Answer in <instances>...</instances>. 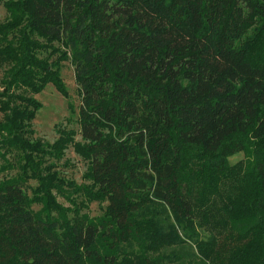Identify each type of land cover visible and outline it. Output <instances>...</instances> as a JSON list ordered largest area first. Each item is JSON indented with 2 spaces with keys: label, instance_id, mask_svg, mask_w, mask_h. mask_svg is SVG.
Instances as JSON below:
<instances>
[{
  "label": "trees",
  "instance_id": "obj_1",
  "mask_svg": "<svg viewBox=\"0 0 264 264\" xmlns=\"http://www.w3.org/2000/svg\"><path fill=\"white\" fill-rule=\"evenodd\" d=\"M3 6L0 264H264V0ZM62 60L78 127L48 143L34 95L68 97ZM70 146L79 184L50 161Z\"/></svg>",
  "mask_w": 264,
  "mask_h": 264
},
{
  "label": "rangeland",
  "instance_id": "obj_2",
  "mask_svg": "<svg viewBox=\"0 0 264 264\" xmlns=\"http://www.w3.org/2000/svg\"><path fill=\"white\" fill-rule=\"evenodd\" d=\"M8 14L3 6V0L0 1V22L7 18ZM56 45V44H55ZM60 75L66 86L68 97L62 96L52 84H47L44 89L34 95L42 106L36 111L35 118L31 121V129L33 130L32 138L41 139L44 142L52 143L58 137V128L77 129V112L80 103V95L78 85L74 78V67L69 60L60 62ZM2 69L0 68V78ZM1 90V88H0ZM71 105L72 110L69 108ZM2 114L0 113V120ZM79 139V136H76ZM9 157V156H7ZM11 158V156L9 157ZM243 159V153L238 152L229 157V162L234 164ZM54 164V170L65 180H72L75 183H82L83 173L86 170L87 162L83 160L70 146L59 160L50 159ZM15 170H9L8 176L14 174ZM31 185H35V181H29ZM29 192V191H28ZM57 200L65 206L70 203L60 194H56ZM107 202L90 201L88 207L82 212H87L90 216L101 215ZM38 204H33V208L37 210Z\"/></svg>",
  "mask_w": 264,
  "mask_h": 264
}]
</instances>
